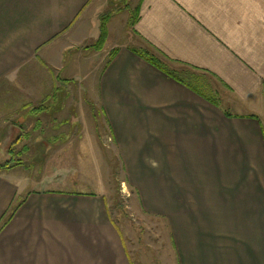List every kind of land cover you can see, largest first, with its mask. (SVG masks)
Masks as SVG:
<instances>
[{
	"label": "crops",
	"instance_id": "obj_1",
	"mask_svg": "<svg viewBox=\"0 0 264 264\" xmlns=\"http://www.w3.org/2000/svg\"><path fill=\"white\" fill-rule=\"evenodd\" d=\"M115 1L0 0V144L30 140L31 125L35 141L60 135V121L30 118L71 92L59 71L107 128L138 219L165 223L174 264H264V0ZM103 14L104 49L79 51ZM23 171L0 173V220L24 199L0 230V264L149 262L102 192L24 194Z\"/></svg>",
	"mask_w": 264,
	"mask_h": 264
},
{
	"label": "rangeland",
	"instance_id": "obj_2",
	"mask_svg": "<svg viewBox=\"0 0 264 264\" xmlns=\"http://www.w3.org/2000/svg\"><path fill=\"white\" fill-rule=\"evenodd\" d=\"M115 3L118 2L115 1ZM112 7L114 8V5ZM107 9H109L108 5ZM96 41L80 47L79 51L101 52L105 43L98 51L88 48ZM56 73L59 80L65 77L59 71ZM71 82L73 81L63 83L64 86L71 88V92L60 91L61 93L57 94L59 101L52 104L55 106L53 112L42 114V116L60 121V125L56 127L60 128L58 131L60 135L55 136V133L51 131L53 139L46 141L43 137L41 140L35 141L32 137L33 135H35L34 138L37 137L38 129L34 130L36 128L31 125L28 131L30 137L32 135L30 140H21L19 143L5 141L0 144V165L7 162L11 156L17 162L20 160L24 171L14 175H16L15 178L18 177L20 183H23L24 191L22 193L24 194L40 188H70L73 184V188L77 191L102 192L106 197L108 212H110L114 223L125 231L128 239L132 240L130 243L134 248H139L146 254V259L149 262L145 264H151V257L154 264H174L165 223L157 225L155 222L157 219H154V229H151L148 227V223H142L138 219L131 204L134 191L125 179L124 169L119 155L112 146L107 128L97 123L93 125L92 118L95 108L89 105L85 92H79L81 91L78 90L80 85ZM76 117H79L82 125H71L72 120ZM30 118L34 124L40 116L32 114ZM97 120L96 122H98ZM24 124L15 125V127L21 131L28 130V125ZM95 127L96 129H94ZM95 130L98 138L94 139L93 134L90 133ZM88 133L91 137H88ZM22 147L26 148L25 153L24 151L22 154L17 153L24 149ZM7 148L8 151L11 149L13 153H7ZM47 149H49L48 153ZM17 167L20 166L14 168ZM100 181H103V188H101ZM131 259L135 262L138 261L136 253L132 252Z\"/></svg>",
	"mask_w": 264,
	"mask_h": 264
},
{
	"label": "trees",
	"instance_id": "obj_3",
	"mask_svg": "<svg viewBox=\"0 0 264 264\" xmlns=\"http://www.w3.org/2000/svg\"><path fill=\"white\" fill-rule=\"evenodd\" d=\"M110 15L109 14H103L100 16V27H99V37L98 40L96 41V43L88 48H92L96 51L101 50L105 41H106V24L107 21L109 19ZM133 53H135L137 56H139L140 58L144 59L147 63H149L150 65L156 67L157 69H159L160 71H162L163 73H165L168 76H171L173 78H176L171 72H169L162 64V62L154 55L147 53L145 51L142 52H136L134 50H132ZM116 52L112 51L109 54V58L107 61V64L113 59V57L115 56ZM177 79V78H176ZM64 82H69L66 80H59ZM55 106L52 104H44L35 108L31 109V112L33 115L36 116H40V114H49L52 113L53 108ZM250 118H255L254 115H251ZM39 128V127H36ZM24 148V147H22ZM26 148L20 150L21 152L19 154H22V151H25ZM20 161V160H19ZM17 162L15 160V158L13 156H11V158L0 165V173L3 171H7V170H11L12 168L16 167V166H21V162ZM24 201V199H18L17 201H15L9 208L8 212L4 215V217L0 220V230L10 221V219L13 217L14 213L16 212V210L18 209V207L20 206V204Z\"/></svg>",
	"mask_w": 264,
	"mask_h": 264
}]
</instances>
